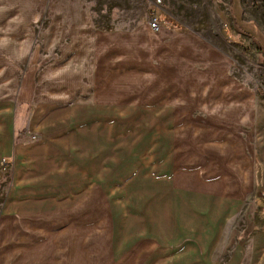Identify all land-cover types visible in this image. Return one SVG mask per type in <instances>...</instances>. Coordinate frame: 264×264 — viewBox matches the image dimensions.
<instances>
[{
  "label": "crops",
  "instance_id": "crops-1",
  "mask_svg": "<svg viewBox=\"0 0 264 264\" xmlns=\"http://www.w3.org/2000/svg\"><path fill=\"white\" fill-rule=\"evenodd\" d=\"M3 1L0 0V15L19 10L13 2ZM117 63L139 72L143 90L214 92L213 114L205 115L211 125L207 130H214L223 140L218 153H214L224 156L226 165L232 164L233 170L235 163L240 173V191L248 186L250 179L243 172L248 169V154L236 144L240 132L252 129L250 103L243 94L238 100L229 99V63L223 53L187 30H152L150 25L142 24L128 32L103 30L93 36L91 53L78 56L76 63L77 74L91 73L93 77L90 89L97 95L90 108L72 106L67 110L69 114L31 116L30 130H25L24 139L18 138V143L15 139L26 127H21L24 123L19 110L5 117L3 130L0 126V162L8 164L11 172L5 191L0 193V264H213L212 241L207 236L213 232L208 233L205 227L214 230L212 219H223L243 196L233 195L237 198L233 200L227 194L218 198L184 194L187 211L177 207L182 193L177 194L175 188L184 187L190 193L193 187L183 181H188L191 173L183 179L177 173L180 165H188L185 155L190 154V137L197 131L194 123L198 119L190 114L191 102L187 101V107H176V103L171 107L164 94L155 110L148 108L151 112L142 116L117 119L127 120L124 125L139 120L143 127L155 123V157L147 158L153 163L138 172L133 181L151 185L153 180L158 181L154 175L167 170L164 191H159L156 183L154 195L147 189L133 195L127 190L132 179H127L125 185H108L107 193L101 187L113 177L114 170L108 167L100 171V163L94 162L99 149L110 148L111 142L118 144L117 140L122 139L124 147L135 145L131 133L117 134L111 128L99 132L115 114V99L110 92L116 90ZM228 103L234 111L223 108ZM98 113L107 114V118ZM231 113L235 114L233 120ZM82 121L91 125H76ZM62 125L67 129L56 133L55 128ZM29 134L31 138L37 136L35 142L29 141ZM181 156L184 158L180 163ZM8 158L10 163L5 161ZM211 202L224 207L213 211ZM197 214L209 222L200 230L195 228ZM201 235L209 238L207 246ZM241 256L242 249L237 246L224 264H238Z\"/></svg>",
  "mask_w": 264,
  "mask_h": 264
},
{
  "label": "rangeland",
  "instance_id": "rangeland-1",
  "mask_svg": "<svg viewBox=\"0 0 264 264\" xmlns=\"http://www.w3.org/2000/svg\"><path fill=\"white\" fill-rule=\"evenodd\" d=\"M3 2H13V5L19 7L16 12L5 11L0 15V126L3 130L5 117L19 110L20 119L24 123L21 127H26L24 130L20 129L21 137L20 134L16 137V143L19 142L18 138L24 139L25 130H30L31 116L64 115L72 106H82L87 110L90 104L95 102L97 92L90 89L92 74H77L76 63L78 56L91 53L93 36L100 31L128 32L141 24L148 26L156 19L159 28L191 31L223 53L229 63V82L232 88L229 99L238 100L243 94L249 98L250 103L248 108L252 129L248 130L249 132H240L236 144L238 147L242 146L244 153L248 154L244 155L248 158V169L243 172L250 181H247L248 186L244 187L243 191L238 187L240 173L235 163L233 165L236 170H233L232 164L226 165L224 156L214 153H218L216 150L223 140L215 135L214 130H207L210 124L205 121V115L213 114V105L216 103L215 96L212 95L214 92L143 90L139 72L136 73L120 63L116 65V90L110 92L115 99V114H111V122H105L103 126L99 124L102 126L99 132L111 128L117 134L131 133L135 145L131 148L124 147L120 143L125 141L123 139L117 140L118 144L111 142L113 145H110V148L99 149L100 155L94 162L100 163V171L107 170L108 167L111 168L109 170H114L113 177L110 176L106 184H101L105 193L109 191L108 185H125L127 179L135 180L138 172L153 163V160L147 158H151V155L155 157L156 126L153 127L155 123L149 127L140 126L142 122L139 120L124 125L127 120L117 119L121 116H142L149 111L148 108L155 110V105L162 101L159 97L164 94L165 98L169 97L167 103L172 104L171 107L175 103L176 107H187V101L191 102L190 114H194L198 119V122L194 123L197 131L193 138L190 137V154L185 155L188 165H180L177 173L181 178H187V174L191 173L188 181L182 179L193 187L190 188V193L187 188H175L177 194L182 193V200L177 201V207L182 212L187 211L184 194H208L214 198L227 194L232 196L233 200L237 199L233 195H242L243 197L233 204L235 208L230 209L223 219H212L213 226L216 225L214 230L205 227L208 233L213 232L212 236L207 234L210 242L212 241L210 255L213 264H224L239 246L242 256L238 264H264V0ZM88 63H91L89 58ZM62 69L63 73H60ZM143 78L147 80L145 75ZM231 106L232 104L228 103L223 108L234 111ZM84 113L86 112H82L83 115ZM97 115L107 118V114ZM230 115L233 120L235 114ZM252 120L254 122H251ZM76 125L91 124L82 121ZM66 129L67 127L62 125L55 128V131L61 133ZM36 137L32 135L31 138L29 134L27 138H30V142H35ZM183 158L184 156H181L179 159L180 163ZM5 161L10 163L9 158ZM131 163L132 166L129 165ZM144 174L147 172L144 171ZM166 174L167 170L154 175L158 181L153 180L151 185L143 183L141 186L139 181H133L127 186L128 193L134 195L140 189H147L149 194L154 195L156 183L159 184L158 190L164 191L166 184L163 181ZM10 179L8 164L0 162V193L5 191ZM223 207L211 202L213 211H219ZM93 209L96 210V205ZM196 217L195 228L200 230V226L209 224L204 222L206 219L203 215L197 214ZM201 236L204 239L202 243L207 246L210 243L209 238Z\"/></svg>",
  "mask_w": 264,
  "mask_h": 264
},
{
  "label": "built area",
  "instance_id": "built-area-1",
  "mask_svg": "<svg viewBox=\"0 0 264 264\" xmlns=\"http://www.w3.org/2000/svg\"><path fill=\"white\" fill-rule=\"evenodd\" d=\"M150 28L152 30H157L159 28L158 22L156 19H153L152 22L150 23Z\"/></svg>",
  "mask_w": 264,
  "mask_h": 264
}]
</instances>
